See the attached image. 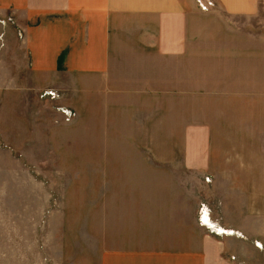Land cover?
Returning <instances> with one entry per match:
<instances>
[{
  "label": "rangeland",
  "instance_id": "1",
  "mask_svg": "<svg viewBox=\"0 0 264 264\" xmlns=\"http://www.w3.org/2000/svg\"><path fill=\"white\" fill-rule=\"evenodd\" d=\"M194 1L201 15L189 52L139 57L112 75L114 89L102 75L54 84L59 75L32 68L27 32L11 8L3 10L0 264H103L116 249L177 245L165 183L197 173L206 183L199 226L248 240L213 217L224 203L229 217L253 215L261 224L264 0L252 13H231L223 0ZM196 140L207 168H179Z\"/></svg>",
  "mask_w": 264,
  "mask_h": 264
},
{
  "label": "crops",
  "instance_id": "2",
  "mask_svg": "<svg viewBox=\"0 0 264 264\" xmlns=\"http://www.w3.org/2000/svg\"><path fill=\"white\" fill-rule=\"evenodd\" d=\"M223 2L231 13L257 10V0ZM9 8L27 32L33 69L59 75L54 84L69 75L77 78L78 83L80 79L87 81L94 75H102L105 77L102 82L111 89L115 88L112 75L125 72L118 68L135 65L139 57L173 58L188 53L194 18L201 15L194 0H0V16ZM39 15L43 18L38 25L33 24ZM5 32L15 35L13 27L5 28ZM199 140L193 148L188 144L184 147L179 168L199 171L207 168L203 160L205 150ZM197 175L169 178L165 183L164 208L173 211V221L167 223L172 224L169 228L178 235L177 245L116 249L104 255L103 264H264V218L259 224L254 222L253 215L244 217V221L229 217L226 203L219 212L213 211L220 225L247 234L248 240L219 237L198 225V207L205 200L201 197L205 195L206 183ZM184 210L188 213L185 223ZM255 239L263 247H257ZM233 254L237 256L235 261L230 258Z\"/></svg>",
  "mask_w": 264,
  "mask_h": 264
},
{
  "label": "bare ground",
  "instance_id": "3",
  "mask_svg": "<svg viewBox=\"0 0 264 264\" xmlns=\"http://www.w3.org/2000/svg\"><path fill=\"white\" fill-rule=\"evenodd\" d=\"M207 219H208V217H207ZM208 223V222H207Z\"/></svg>",
  "mask_w": 264,
  "mask_h": 264
},
{
  "label": "built area",
  "instance_id": "4",
  "mask_svg": "<svg viewBox=\"0 0 264 264\" xmlns=\"http://www.w3.org/2000/svg\"><path fill=\"white\" fill-rule=\"evenodd\" d=\"M4 22V21H3ZM71 112V111H70Z\"/></svg>",
  "mask_w": 264,
  "mask_h": 264
}]
</instances>
